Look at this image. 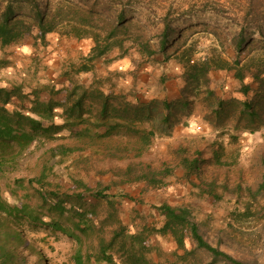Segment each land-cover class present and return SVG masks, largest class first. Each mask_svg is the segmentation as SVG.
I'll list each match as a JSON object with an SVG mask.
<instances>
[{"label":"rangeland","instance_id":"rangeland-1","mask_svg":"<svg viewBox=\"0 0 264 264\" xmlns=\"http://www.w3.org/2000/svg\"><path fill=\"white\" fill-rule=\"evenodd\" d=\"M39 1L49 11L57 0ZM71 1L77 4L86 2ZM87 1L90 4L94 0ZM102 1L111 2L99 0L100 3ZM118 7L114 5L112 9ZM251 7L260 10L259 19L263 20L264 0H135L131 6H127L128 17L141 26L143 35L150 39L151 45L156 47L155 29L161 28L160 18L166 11L175 13L170 17L169 23L171 28L178 29L181 38L166 49L165 56L159 53L154 60L141 56L135 49H130L123 58L112 60L117 53V50H113L99 59L93 73L87 76L72 75V78L75 82L88 83L94 75L103 76V68H106L108 63L128 59L126 68L115 71L108 81L103 82L105 89L108 90L111 86L112 91L121 90L120 92L128 96L132 91L142 100L169 98L168 102L171 104L178 99L188 98L191 103L187 110L179 107V103L172 107V111L180 118L179 122L183 121L186 126L176 127L169 138L152 142V145L139 155L132 150L134 141L130 138L128 141L123 139L113 146L116 152L118 151L117 156L113 157H106L103 152L92 153L83 143L67 137L69 130L64 129L58 134L64 138L49 140L43 144L34 143L20 154L13 164L5 166L0 177L1 196L9 204L20 206L23 200L20 191L14 190L13 181L21 177L38 176L45 169L49 171L47 181L50 189L73 192L80 184H84L93 191L106 187L107 194L126 196L117 198L112 203L102 199L88 201L99 218L117 215L130 232L143 225L159 227L162 219L154 206L167 202L175 207L188 208L200 232L212 245L239 260L264 264L263 200L258 195H255V198L250 196V192L256 191L264 170V130L261 125L256 126L254 132L236 130L234 121L238 113L232 104L225 106L218 121L219 127H212L204 118L211 112L215 98L226 101H240L252 97L254 99V91L242 93L241 82L234 78L233 71L222 70L208 79L209 89L213 93L210 97L205 95L204 85H200L197 92H191V82L183 77L185 64L178 59L181 52L189 48L193 61L200 60L213 47H216L217 51H224V57L230 60L238 55L242 63L257 57L262 52V46L256 43L259 36L255 28L244 23V20L249 18L247 13ZM242 26L245 27V35L252 33V40L243 45L242 50L237 53L232 39ZM262 31L264 32V25ZM35 32L34 28L33 34L28 37V43L31 44L29 56L18 55L10 47L0 48V87L13 85L12 82L17 85L23 83L24 94L29 93L31 98H45V89H42V86L46 80L49 79V82L55 84V77L60 76L56 71L73 72L74 65L80 61L68 58L72 57L69 49H72L75 38L64 35L62 31L56 32L62 41L58 42L54 52L52 49L46 50L44 45L42 48L36 45L38 43L34 39ZM57 61H60L62 66H59ZM244 72L243 82L250 83L255 88L256 84L251 83L248 71ZM64 78L68 82L71 81V77ZM33 89L37 90L36 94ZM254 100L257 102L253 104L254 109L261 117L264 116V104L260 100L257 101V98ZM25 105L28 106V102H25ZM229 107H232V110ZM188 110L191 118L184 119V113L181 112ZM225 113H229L227 119H223ZM256 123H260V119ZM82 125L74 127L73 130L80 129ZM232 133L236 134V139L230 138ZM113 140L115 143L116 140ZM58 144L76 145L79 150L63 158L54 157L47 162L49 155L43 152ZM179 146L186 156L195 157L200 153L203 161L198 175L184 176V171L178 164L179 155L176 153ZM128 166H131L132 172L125 177L129 182L123 183V172ZM139 166L156 172L167 167L171 173L166 176L163 185L150 188L143 181H132L135 176L140 175L142 167ZM14 191L15 193H11ZM246 208L249 210L247 213ZM113 227L111 224L106 228L107 238L110 237ZM19 229L29 245L39 249L45 264H76L73 260L77 248L74 238L64 234L56 226L39 222L33 224L24 218ZM149 242L157 247V250L151 253L153 264L176 263V245L170 236L152 235ZM192 246L186 239L185 247L191 249ZM195 252V257L201 263L210 261L204 252ZM28 255L30 256V252ZM35 257L30 256V260ZM178 264L183 263L178 261Z\"/></svg>","mask_w":264,"mask_h":264},{"label":"trees","instance_id":"trees-1","mask_svg":"<svg viewBox=\"0 0 264 264\" xmlns=\"http://www.w3.org/2000/svg\"><path fill=\"white\" fill-rule=\"evenodd\" d=\"M85 1L84 4H77L71 0H57L54 7L48 11L39 0H0V48L20 45L25 38L33 34L34 28V39L42 45L45 43V34L62 31L64 35L76 39H91L93 44L86 60L92 64L113 50H117V53L112 60L123 58L130 49H135L141 56L154 60L159 53L165 56L166 49L181 38L178 29L170 27V17L174 12L166 11L160 18L161 28L155 29V47L151 45L150 39L143 35L141 26L128 17L126 8L135 0H111L110 3L94 0L90 4ZM114 5L119 7L113 10ZM260 14L258 8L251 7L247 13L249 18L244 20L246 26L248 24L256 29L259 36L256 43L262 46V52L247 62L242 63L238 55L233 60L227 59L224 57V51H217L216 47L211 48L205 57L195 61L189 48L181 52L178 59L185 64L183 77L191 82V92H197L200 85H204L205 95L210 97L213 93L208 86L207 74L212 70H232L234 78L241 82L242 93L246 94L252 90L257 101L260 100L264 104V19H259ZM245 34V27L242 26L232 39L237 53L242 50L243 45L252 40V33L248 36ZM75 70H87V67L82 65ZM244 70L248 71L251 83L256 84L255 88L250 83L243 82ZM109 78L94 75L88 83L71 79V87L66 89L63 101H42L36 96L31 98L29 93H23L21 84L0 87V177L5 166L13 164L15 159L34 143L43 144L49 140L64 138L58 135L64 129L69 130L67 137L83 143L92 153L103 152L106 157L117 156L118 151L116 152L113 146L123 139L128 141L130 138L134 141L133 152L139 155L151 145L154 137L168 135L172 127L179 122L180 118L172 111V107L179 103V107L187 110L191 103L188 98L178 99L172 104L165 98L143 102L140 98L136 99L132 91L129 96L134 99L129 101L126 100V93H116L112 91L111 86L110 89H105L103 82ZM42 89H46V85L42 86ZM47 89L51 95L58 92L53 88ZM33 90L36 94L37 90ZM12 98H16L19 103L8 108ZM254 99L252 97L240 101H226L217 97L211 112L204 118L212 127H219L218 121L225 106L232 104L238 113L234 121L236 130L254 132L256 126L260 125L264 130V116L261 117L254 109L253 104L257 103ZM25 102H28V106ZM181 113H184V116L190 115L189 110ZM227 117L229 113L223 114V119ZM258 119L260 123H256ZM79 125L83 127L73 130ZM230 138L236 139L237 136L232 133ZM113 139L116 140L115 143ZM76 147L58 144L43 153L49 155V162L54 157L63 158L79 150ZM182 151L179 146L176 153L179 155L178 164L183 169L184 176L198 175L203 161L200 153L189 157ZM139 167H142L140 175L135 176L132 181H143L150 188L163 185L166 176L171 173L167 167L158 172ZM48 172L44 169L38 176L21 177L13 181L14 190L20 191L23 200L20 206L9 204L0 192V264H45L39 249L29 245L19 229L24 218L33 224L39 222L56 226L64 234L74 238L77 248L73 260L76 264H153L151 253L157 250V247L149 242L152 235L170 236L173 239L176 245L175 264H178V261L183 264H203L195 257L196 250L204 252L210 258L205 264H253L234 258L207 241L186 207H175L167 202L154 206L162 219L160 226L143 225L130 232L117 215L99 218L88 201L102 199L112 203L115 199L126 196L107 194L106 187L93 191L84 184H80L79 190L77 188L73 192L50 189ZM131 172V166L126 167L123 183L129 182L125 177ZM250 193L253 198L255 195L262 198L264 211V170L256 191ZM247 210L246 208V213ZM111 224L114 227L107 238L106 228ZM186 239L193 245L191 249L185 247ZM28 252L30 256L36 257L30 260Z\"/></svg>","mask_w":264,"mask_h":264},{"label":"crops","instance_id":"crops-1","mask_svg":"<svg viewBox=\"0 0 264 264\" xmlns=\"http://www.w3.org/2000/svg\"><path fill=\"white\" fill-rule=\"evenodd\" d=\"M44 39H45V43H43V45L46 47L45 49L46 50H50L52 49L54 52L56 51L57 49V45H58V42L59 41H62L60 39V36L58 35V33L56 32H50V33H47L45 34L44 36ZM74 40V43H72V49H69V54L72 55V57L68 56V58L71 60L73 58H76L80 61V63H78L77 65H74V69L72 70L73 72H68V73H71V74H68L67 72H63L61 73L60 71H56V74L58 75V72L60 73V76L55 77V84L54 83H51L49 82L50 80L47 79L45 82L46 84V89L44 91L45 93V98H39L40 100L42 101H48L50 99H53V100H59V101H63L65 95H66V89H69L71 87V81L68 82L64 77L68 76V77H71L72 78V75H78V76H87L88 74L90 73H93L94 72V68L98 65L96 64L97 62H99V59H96L95 61H93V65L88 62L86 60V56L88 55L89 51H90V48L92 47V41L91 39H73ZM38 44L36 45H39L38 47L39 48H42V44L40 42L37 41ZM6 47H10L12 50H14V52L18 55H26V56H29V48H31V44L28 43V38H25L23 41H22V44L20 45H10V46H6ZM4 49V47L2 48ZM28 52V53H26ZM72 52V53H71ZM73 52H74V55H73ZM58 60V59H57ZM51 62V61H50ZM58 63H60V61H57ZM109 65L106 67V68H103L104 69V72L105 74H102L103 76H100V77H110V75L112 73H114L115 71H119V70H123L124 68L127 67L128 65V59H120V60H117L115 62H112V63H108ZM82 65H86L87 67V70H75L76 68H79L80 66ZM91 65L93 67H91ZM59 66H62V64L60 63ZM92 68V69H91ZM219 71H222V70H212L210 71L208 74H207V78L211 79L212 78V75L214 73H217ZM225 72V71H224ZM74 81V80H73ZM85 81V80H83ZM13 85H10V84H7V86H2V87H11V86H15L17 84H15L14 82H12ZM50 83V84H49ZM79 83H87V82H79ZM44 84V85H45ZM23 88H25V85H23V83L21 84ZM208 86H209V82H208ZM48 88H53L55 90H58V92H55L53 95H51L49 93V90L47 89ZM47 90V91H46ZM119 90V89H118ZM121 91V90H120ZM120 91L116 92V93H119ZM169 92V91H168ZM168 94V93H167ZM134 97H136V99L138 98V96L136 94H134ZM178 98V97H176ZM134 99L133 97L131 96H126V100H132ZM154 99V98H152ZM169 98H167V101ZM151 100V99H150ZM11 104L8 105V107H13L12 104H17L19 103V101L15 98H12L11 100ZM141 101L143 102H148V100H142ZM190 115L188 116H184V119H188V118H191ZM189 121H193V120H189ZM60 123V122H58ZM192 123V122H190ZM194 123V122H193ZM186 126L185 123L182 122H178L177 124H175L172 129L170 130L169 134L166 135V136H156L152 139V142H158L161 138H169V136H171L173 134V130L176 128V127H184ZM159 139V140H158ZM152 142H151V145H152Z\"/></svg>","mask_w":264,"mask_h":264}]
</instances>
